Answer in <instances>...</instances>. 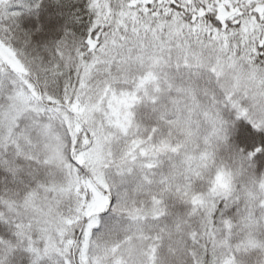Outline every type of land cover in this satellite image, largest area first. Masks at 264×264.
I'll list each match as a JSON object with an SVG mask.
<instances>
[{"label": "snow or ice", "instance_id": "1", "mask_svg": "<svg viewBox=\"0 0 264 264\" xmlns=\"http://www.w3.org/2000/svg\"><path fill=\"white\" fill-rule=\"evenodd\" d=\"M0 264H264V0H0Z\"/></svg>", "mask_w": 264, "mask_h": 264}]
</instances>
